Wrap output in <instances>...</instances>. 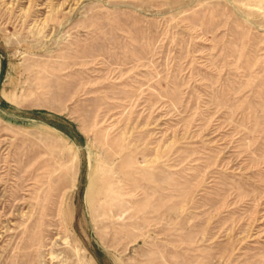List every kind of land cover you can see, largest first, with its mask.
<instances>
[{
	"label": "rangeland",
	"instance_id": "rangeland-1",
	"mask_svg": "<svg viewBox=\"0 0 264 264\" xmlns=\"http://www.w3.org/2000/svg\"><path fill=\"white\" fill-rule=\"evenodd\" d=\"M0 264H264V0H0Z\"/></svg>",
	"mask_w": 264,
	"mask_h": 264
}]
</instances>
